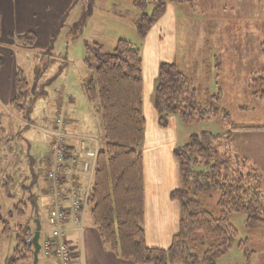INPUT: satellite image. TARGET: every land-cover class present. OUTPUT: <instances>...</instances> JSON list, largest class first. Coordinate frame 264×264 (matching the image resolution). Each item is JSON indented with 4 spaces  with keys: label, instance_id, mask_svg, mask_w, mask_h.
<instances>
[{
    "label": "rangeland",
    "instance_id": "1",
    "mask_svg": "<svg viewBox=\"0 0 264 264\" xmlns=\"http://www.w3.org/2000/svg\"><path fill=\"white\" fill-rule=\"evenodd\" d=\"M133 1L66 0L65 9L59 12L58 21L51 29L50 43L46 46L39 43L31 52L19 53L26 64L41 62V65L46 64L47 71L41 75L40 68L39 75H26L30 77L31 86L25 92L24 106L37 118L32 120L37 126L18 124L23 131L29 130L31 136L27 141L19 139L17 170L13 172L12 182L5 179L6 188L0 189V231L8 228V232L0 236V263L6 255H11L19 227L35 225L36 220L25 219L30 215L25 213L26 207L18 206V210L14 207L25 202L30 209L31 203L27 200L40 193L45 168L43 158L49 146V131L56 119L54 110L63 106L67 96L75 99L79 119L65 123L66 133L79 139L94 138L100 145L102 128L98 103L87 100L82 82L94 76L93 57L97 54L92 48L94 44L102 46L104 52H111L116 42L124 39L142 50L143 40L133 20L142 12L151 14L156 2L146 0V7L140 13ZM156 1L165 3L162 28L170 22L169 15L175 16L179 53L186 43V53L177 66L191 78L199 105L210 110V115L197 124L185 125L177 119L178 147L201 131L213 134L230 131V139L223 141L226 155L231 157L234 152L238 153L264 175V0H193L191 4ZM32 54L36 60H31ZM87 58L91 67L85 64ZM141 60L143 68L142 55ZM149 63L147 59L148 66ZM57 117L63 121L60 113ZM174 127V122L170 123V129ZM68 139H71L69 135ZM82 155V150L78 149L77 161L82 160ZM260 189L264 206V179H261ZM199 199L206 209L218 216V194ZM245 219V213L229 215L237 236L229 252L216 264H264V228L261 225L246 227ZM38 220L42 229H49L46 214H41ZM70 250L73 257L71 246Z\"/></svg>",
    "mask_w": 264,
    "mask_h": 264
},
{
    "label": "trees",
    "instance_id": "2",
    "mask_svg": "<svg viewBox=\"0 0 264 264\" xmlns=\"http://www.w3.org/2000/svg\"><path fill=\"white\" fill-rule=\"evenodd\" d=\"M155 2L152 13L145 14L142 11L147 1H133L135 8L142 12L133 20L140 38H144L165 13V3ZM170 2L191 4L193 0ZM17 40L31 47L36 36L29 32L17 36ZM92 48L97 52L93 57L94 76L82 82V90L89 102L98 103L102 136L89 191L88 211L102 244L119 259L133 264H173L176 261L180 264H216L229 252L237 236L229 215L245 213L246 227L261 225L264 228L260 189L264 175L238 153L234 152L231 157L226 155L223 141L230 139V131L226 134L201 131L189 136L173 152L178 163L179 186L170 197L179 204L178 231L167 249L147 246L143 227L141 146L145 117L141 51L124 39H119L111 52H104L100 45L94 44ZM3 64L4 58L0 55V67ZM85 64L91 67L89 58ZM34 73L39 75L40 68L37 67ZM15 87L11 106L27 112L24 98L28 81L21 71L15 75ZM152 102L161 128L167 127L171 116L185 125H192L210 115V110L199 105L191 78L175 63L159 65ZM212 194H218V216L206 209L199 199ZM18 206L23 209L26 204L19 202L14 210H18ZM31 231L19 227L15 247L6 264L32 261V250L24 242ZM7 232L6 227L0 231V236Z\"/></svg>",
    "mask_w": 264,
    "mask_h": 264
},
{
    "label": "crops",
    "instance_id": "3",
    "mask_svg": "<svg viewBox=\"0 0 264 264\" xmlns=\"http://www.w3.org/2000/svg\"><path fill=\"white\" fill-rule=\"evenodd\" d=\"M65 5L66 0H0V55L4 58V64L0 67V189H3L5 179L7 182H12L13 172L17 170L19 139L27 141L31 136L29 130L23 131V128L18 126L20 123L30 126V128L37 126L32 121L33 119L37 120L34 118L35 116L33 117L32 111H17L11 106L16 95L15 75L21 71L27 78L28 88H30V77L28 78L26 75L33 76L37 67L41 68V75L47 71V69L45 70L46 64L41 65V62L26 64L19 58V53L31 52L39 43H43L45 46L50 43L51 29L58 21L59 12L65 9ZM169 16L170 22L166 23L164 28L161 27L164 14L151 27L147 35L142 38L143 48L141 50L143 57V113L145 117L144 138L141 146L144 180L143 227L147 246L158 249H167L170 246L172 237L177 233L179 226V204L170 197V194L179 186L178 163L173 153L178 147L177 118L170 117L167 127L161 128L157 123L158 115L151 98L159 65L164 62L177 64L178 60L183 58L186 53V43L179 53L178 38L175 34L177 22L175 16L172 18L171 15ZM165 18H168V15H165ZM29 32H33L36 36L34 46L20 45L17 36ZM166 52L167 55L164 56ZM26 56L28 57V55ZM30 58L32 61L36 60L33 58V54ZM147 59L150 61L149 66L146 64ZM75 104V99L72 96H67L62 107H55L58 110H54L56 111L55 117L57 118L60 113L64 127L68 121L76 122L79 119ZM172 122L175 127L170 129ZM51 129L49 131V146L46 156L43 158L45 168L40 193L35 198L27 200L31 203L30 209L27 206L24 209L26 214L30 213L25 217L27 221L38 220L41 214H46V224H48V214L51 209L49 184L45 178L46 163L52 142ZM68 135L71 139H68L66 164L70 168L68 167L66 170V177L76 185L78 194L81 195L87 179V175L83 172L84 152L82 150V160L77 161V151L81 150L79 136ZM64 206L68 208L69 203L66 201ZM84 217L82 232L74 224L72 215L68 214L63 225L64 235L73 252L70 264H133L119 259L105 248L93 225L88 208ZM25 227L32 231L35 230V225L30 227L27 224ZM49 230L42 229L40 223L39 241L49 234ZM8 257L9 255H6L0 264H6ZM21 264L31 263L24 261ZM37 264L60 263L55 257L40 255Z\"/></svg>",
    "mask_w": 264,
    "mask_h": 264
},
{
    "label": "built area",
    "instance_id": "4",
    "mask_svg": "<svg viewBox=\"0 0 264 264\" xmlns=\"http://www.w3.org/2000/svg\"><path fill=\"white\" fill-rule=\"evenodd\" d=\"M54 140L51 143L49 157L47 158V170L45 178L49 184V196L51 209L48 214L49 234L41 241L40 253L44 257H55L60 264H70L72 260L70 245L64 235L63 225L69 215L76 227L83 231V220L88 207V197L92 178L95 170V162L99 141L92 138H81L80 149L84 152L83 172L87 175V184L78 194L75 184L66 177V164L68 156V135L61 119L55 121L53 128ZM70 168V167H69ZM69 207L64 206L65 202ZM30 233L25 237L26 247L32 248Z\"/></svg>",
    "mask_w": 264,
    "mask_h": 264
},
{
    "label": "water",
    "instance_id": "5",
    "mask_svg": "<svg viewBox=\"0 0 264 264\" xmlns=\"http://www.w3.org/2000/svg\"><path fill=\"white\" fill-rule=\"evenodd\" d=\"M35 230L33 232V237H32V263L31 264H37L38 259H39V252H40V243H39V238H40V224L36 220L35 221Z\"/></svg>",
    "mask_w": 264,
    "mask_h": 264
}]
</instances>
